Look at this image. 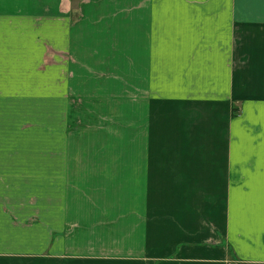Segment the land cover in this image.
Returning <instances> with one entry per match:
<instances>
[{"label":"crops","instance_id":"obj_1","mask_svg":"<svg viewBox=\"0 0 264 264\" xmlns=\"http://www.w3.org/2000/svg\"><path fill=\"white\" fill-rule=\"evenodd\" d=\"M0 147V264H264V0H0Z\"/></svg>","mask_w":264,"mask_h":264},{"label":"rangeland","instance_id":"obj_2","mask_svg":"<svg viewBox=\"0 0 264 264\" xmlns=\"http://www.w3.org/2000/svg\"><path fill=\"white\" fill-rule=\"evenodd\" d=\"M58 61V62H57ZM73 61L72 56L66 52V51H57L54 50L51 47H46L44 54H43V63L44 65H53L55 63L59 62H70ZM81 102V99H78L76 103L70 104V107H73ZM128 134H130L129 129L126 130ZM88 130H82L79 133V137L76 140L77 144L68 145L65 148H63L62 152L63 154H66L67 161L65 163V170L64 175L60 178V184L57 186L58 189H66L67 192H70L69 189H94V188H101V186L108 187L107 189H134V178L132 177V171L128 172L129 176L127 177H121L119 180L117 178V171H116V164L110 162V166L108 170H105L104 176H96V171L90 172L86 168V154L88 151H91L89 139L90 136L88 134ZM126 134V135H128ZM131 137V136H130ZM115 143L114 145L108 147V157L114 158V156L117 155V145H116V139H110ZM100 142V141H99ZM92 146V145H91ZM94 149L98 148H104L101 145L98 146H92ZM65 149V151H64ZM3 148L0 147V153ZM110 153V154H109ZM23 180V179H22ZM26 180V179H24ZM108 181V182H107ZM53 185V184H51ZM5 186L4 178L2 177V171L0 170V189H4ZM22 186L26 187L25 189H29V187L26 185L25 181H23L21 184H19V180H15V187L13 189H20ZM106 189V188H104ZM78 192L82 190H77ZM35 196V195H34ZM32 202V200H31ZM5 206L1 204L0 206V249H8V248H15V243L9 241L2 240L4 237H6V234L9 233L10 229L12 230V227L17 225L18 222L10 223V220L7 221L3 220L5 215H1L2 213H5L4 211ZM3 219H2V217ZM37 216H31L29 221H27V225H35L37 222ZM7 231V233L5 232Z\"/></svg>","mask_w":264,"mask_h":264}]
</instances>
